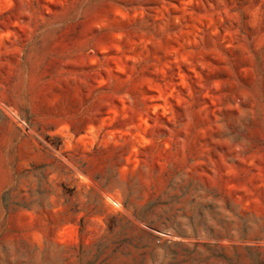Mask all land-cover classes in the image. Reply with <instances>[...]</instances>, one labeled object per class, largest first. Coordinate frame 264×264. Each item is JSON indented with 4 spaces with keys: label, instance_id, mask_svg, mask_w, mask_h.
<instances>
[{
    "label": "rangeland",
    "instance_id": "374dc122",
    "mask_svg": "<svg viewBox=\"0 0 264 264\" xmlns=\"http://www.w3.org/2000/svg\"><path fill=\"white\" fill-rule=\"evenodd\" d=\"M0 264H264V0H0Z\"/></svg>",
    "mask_w": 264,
    "mask_h": 264
}]
</instances>
